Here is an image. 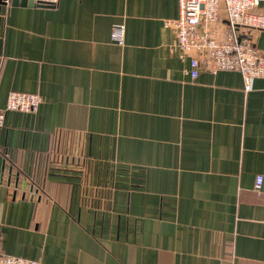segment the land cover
Returning <instances> with one entry per match:
<instances>
[{
  "label": "crops",
  "instance_id": "obj_1",
  "mask_svg": "<svg viewBox=\"0 0 264 264\" xmlns=\"http://www.w3.org/2000/svg\"><path fill=\"white\" fill-rule=\"evenodd\" d=\"M220 15L222 38L224 5ZM180 16L179 0H0V109L11 91L42 97L0 127L4 253L264 264V77L246 90L240 71L202 58L193 78L165 22ZM247 31L243 44L264 55V30Z\"/></svg>",
  "mask_w": 264,
  "mask_h": 264
},
{
  "label": "built area",
  "instance_id": "obj_2",
  "mask_svg": "<svg viewBox=\"0 0 264 264\" xmlns=\"http://www.w3.org/2000/svg\"><path fill=\"white\" fill-rule=\"evenodd\" d=\"M7 2L11 0H6ZM36 4L54 5L59 0H32ZM181 16L166 20L177 36L180 55L191 56L193 78L199 74L202 58L209 60L213 71L228 69L240 71L246 90L252 89V80L264 77V55L250 45H244L242 38L249 37L248 28L264 30V9L255 12L261 0H179ZM224 5L228 31L225 37L218 36L213 25L220 21V8ZM240 28L246 30L240 31ZM112 39L118 44L125 42V26L116 24L112 28ZM42 97L38 93L11 91L4 109H0V127L5 123L6 111L19 110L36 112ZM264 178L257 176L255 190H262ZM0 264H45L40 260L6 254L0 257Z\"/></svg>",
  "mask_w": 264,
  "mask_h": 264
},
{
  "label": "water",
  "instance_id": "obj_3",
  "mask_svg": "<svg viewBox=\"0 0 264 264\" xmlns=\"http://www.w3.org/2000/svg\"><path fill=\"white\" fill-rule=\"evenodd\" d=\"M12 3L14 5H24V6H33L36 4L32 0H12Z\"/></svg>",
  "mask_w": 264,
  "mask_h": 264
},
{
  "label": "trees",
  "instance_id": "obj_4",
  "mask_svg": "<svg viewBox=\"0 0 264 264\" xmlns=\"http://www.w3.org/2000/svg\"><path fill=\"white\" fill-rule=\"evenodd\" d=\"M248 30H254L253 28H248ZM6 255L0 247V257Z\"/></svg>",
  "mask_w": 264,
  "mask_h": 264
}]
</instances>
